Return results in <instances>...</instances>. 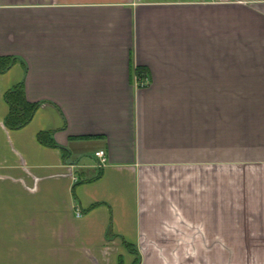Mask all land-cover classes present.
Masks as SVG:
<instances>
[{
	"label": "crops",
	"instance_id": "1",
	"mask_svg": "<svg viewBox=\"0 0 264 264\" xmlns=\"http://www.w3.org/2000/svg\"><path fill=\"white\" fill-rule=\"evenodd\" d=\"M0 55V264H264V0H0Z\"/></svg>",
	"mask_w": 264,
	"mask_h": 264
},
{
	"label": "trees",
	"instance_id": "2",
	"mask_svg": "<svg viewBox=\"0 0 264 264\" xmlns=\"http://www.w3.org/2000/svg\"><path fill=\"white\" fill-rule=\"evenodd\" d=\"M19 59L20 58L15 55H0V71L5 72ZM23 63L27 68V64L24 61ZM136 70L139 75H142L144 68L137 66ZM4 96L9 104V111L4 118V123L11 129H19L26 126L32 120L35 112L41 104V101H30L27 99L25 95L24 81L13 85L5 92ZM38 139L44 144L62 147L52 138L48 131H40L38 133ZM124 242L129 251L136 254L133 264H140V252L131 243L127 241Z\"/></svg>",
	"mask_w": 264,
	"mask_h": 264
},
{
	"label": "built area",
	"instance_id": "3",
	"mask_svg": "<svg viewBox=\"0 0 264 264\" xmlns=\"http://www.w3.org/2000/svg\"><path fill=\"white\" fill-rule=\"evenodd\" d=\"M97 156L100 157V163H104L106 161V152L105 150L101 149L99 151L96 152ZM78 214H81V211H78Z\"/></svg>",
	"mask_w": 264,
	"mask_h": 264
}]
</instances>
